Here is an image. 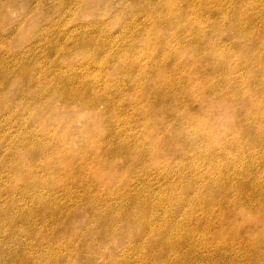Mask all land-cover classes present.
<instances>
[{
    "label": "bare ground",
    "instance_id": "obj_1",
    "mask_svg": "<svg viewBox=\"0 0 264 264\" xmlns=\"http://www.w3.org/2000/svg\"><path fill=\"white\" fill-rule=\"evenodd\" d=\"M39 1H41L40 3H43L44 5L47 4L46 0H39ZM71 1L72 0H63V2H65V5L69 4ZM122 1L124 2V0ZM127 1H128L127 6L130 4L132 5L130 8V11L132 12V16H135L138 13H142V14L144 13L146 16L153 17L155 16L154 13L158 14L161 11L164 12L166 16L165 20L167 22V25L165 26V28H168V26L175 27L174 30L175 32L173 36H171L172 38L170 39L162 38V36L158 35L157 32L154 33L152 37L151 36L148 37L149 36L148 35L146 37L143 36L142 38L141 37L138 38L136 34L133 32V35L131 36L122 37V39L120 38L121 46L127 43V45L133 48L137 45V43H139L144 47H142L141 50L139 51L143 53L142 55H137V54L134 55L126 51L125 53L126 55L122 53L120 56H118V62L122 63L124 61L125 62L124 64L126 63L128 64V65H124L125 66L123 67L124 71L126 72L131 71L130 73L132 74H138V75L140 74L142 78H144V80H140V83L134 84V87L139 89L141 94L134 93L130 95L129 102H134L136 104L134 106L136 113L143 112L144 115L146 114L145 116H147L146 118L149 121L150 125H157V122H159L155 119L156 117L154 116L156 110H158L156 109V106H164L161 107L160 111L158 110L159 111L158 115H160L161 117L160 119L161 125H163L161 128H163L164 131L160 128V126H158L159 127L158 132L147 136V134H149L150 132L149 131L146 132L148 126L145 125L142 128L143 133H140V135L130 134L129 136V133L123 132L122 134L124 137H121V135H119L120 137L118 138L117 134H112V133H109V136L111 135L110 136L111 140H117V145H115L114 148L117 149L118 152H120V154L126 159V162L128 160L131 161L133 164H135L134 167L135 171L134 169H132L133 166L131 167L129 165L131 167L130 168L131 172L134 171L133 173L137 174L138 171H141L145 176H148L152 172L153 173L157 172L159 177L161 178L164 177L165 179L164 181L167 180L164 188L165 190L167 189L170 192V197L166 198V200H168L167 202L169 203L168 206L171 208L172 212H178L179 215L183 217L182 218L183 221L180 223H176L175 221V223L172 224L171 226L167 225L166 222L164 223V226H162L161 224L158 228L160 232L157 230L159 233L156 234L158 235L160 234L162 236L160 239L159 238L160 235L159 236L157 235L159 240H156L157 242H155V240L151 237L152 232L154 231V225H153L154 220L152 222V219L154 218L153 216L151 217V214L149 213L154 203L153 202L154 197H151V192H150L152 188L149 190L145 184L144 189L135 191V188L133 187L127 188L129 183H126V187L125 186L122 187L121 191H119L118 189L114 190V187L111 186L113 184L110 185L112 179V173L116 174L113 169V166L111 167L112 169H110V165H107L104 161H98L96 159H93L95 160L94 163L96 165L94 163L86 164L85 160L80 161L78 165H76L72 158L75 155L73 153H69L70 151H65V150L63 151L62 149L56 150L54 151V156L56 159L51 158V160L46 159L47 161H44L42 157L44 156V152L46 151L45 147H49V144L46 142L47 139L42 136L39 137V139H36V136L29 138L28 137L29 134H27V136H24L22 137L21 140H19V144L21 145V147L18 149L19 151L18 170L20 171L19 177H21V179L32 177L33 171L39 167L42 168L43 170L42 172H44L47 169L49 170L51 169L52 171L56 172L57 170H59L58 167L51 166L53 163H55L54 160H57L59 162H62V159L65 160L66 164L65 166L63 165L62 168L63 176H65V178L69 183H73L75 184V186L81 188L82 192L80 194L77 193V197L80 198L81 201H84L85 205L86 206L88 205V208L90 206H94V202L97 200V198L92 195L91 192L92 190L99 189L100 187L108 189L107 190L108 192L106 193L110 197L109 198L105 197L102 199L104 200L103 203H105V205L108 206H103V208L99 209L98 211L93 209L95 211V212L93 211V213L90 212L92 207L91 209L89 208L90 211L88 210L89 214L90 213L93 214L91 215L92 220L95 223H98V226L96 227L94 226L95 229L93 227L94 230H91L93 234H95V236H99V238H101L104 241H106L107 238L116 237L118 243H121L127 239L131 240V238L134 237L139 239L147 235L150 238L148 239L147 237H145L148 240L144 241L142 244L138 243L139 244L138 246L139 247L142 246L141 248L142 250H144L143 254L145 252L152 253L155 260H157V258L160 260L158 261V263L155 264H171L168 260H166L168 259L169 256H167V258L163 257L165 251L168 253V255L169 252H172L176 256L177 260L180 259L179 261L180 263L179 262L176 263L185 264L184 261L187 258H189L188 256L197 257L201 255V253H197L199 252L198 249L199 247L205 250L206 255L208 256L211 251L216 250L215 248H217V250H219V253L222 254V256H224L225 253H227L226 251H229L230 249L235 250V247H232L234 245H237L236 246L238 250L237 255L240 257H238L239 259L233 257L232 258L233 264H241L242 261H244V264H264V211L260 214L259 212L257 214L258 210L256 211V214L259 215V218L256 219L257 220L256 223L249 224L247 222L246 224H244V218H245L244 211L241 210V208L239 207V206H244V204L246 205V203L249 201L252 202L251 200L252 195H250L252 192L253 193L256 192L259 195L258 202L260 204H264V196H263L264 185L263 183L258 182L255 179L256 176L255 177L251 176L249 179H242L241 176L237 177V175H240L241 168L232 169L233 171L232 173H235L233 174V176L235 177L232 178L231 180L235 181V179L237 178L239 179L238 182L237 181L234 183L229 182L228 180L230 178L228 179L225 175V172L227 173V171L231 170V169L230 170L226 169L231 164V162L236 161V164L240 163L242 159L247 156H249V160L252 159L251 155L245 156V153L243 152L242 147H244L247 144L246 143L247 140L243 139L244 135L250 131H253L256 133L255 137H257L258 142L259 139H261L262 136H264V45H263V53L257 50L260 46L261 41L263 40L259 35V32L261 33L260 29L263 27V25L262 27H259L257 24L254 23V18L258 16L261 13V11L253 7L251 10H247L245 5L246 2L245 0H240V1L236 0L233 3L234 13L231 16V18H228L229 20L227 22L230 27L231 26L234 27L235 32L239 36L247 37V44L249 46L248 47L249 51L245 52L244 54H240V60L243 66H245L244 68L245 74L248 75L251 80L256 81L257 82L256 84L262 88L259 89L258 91L255 90L249 92L247 90L249 89V85L247 81L250 80L244 81V79H242L244 81V82L242 81L243 83L242 85H237V86L235 85L236 82L233 74L237 66L231 65V56H229L230 53H228L227 51L224 52V50H222V52L221 50L219 51L217 49L215 41L211 36L202 33L201 35H199V32H201V28H199V26H195L192 23L190 25L188 24L187 27H185L184 25V29L186 28L187 31L191 33V37L187 40L182 38L183 36H181L180 30L178 28L180 27L179 25L181 24L183 15L186 14L185 11L188 8L189 11L190 9L191 10L198 9V11H202V9H199L200 7L197 6L191 7L188 4L180 5L179 0H156L155 4L151 7H148L147 5L140 3L141 0H127ZM175 2L178 6L176 8H172L171 5H174ZM2 4L1 7H3ZM89 4H86L84 7H82V5L81 7L79 6L78 7L80 8L81 11H85V8L91 10L92 12H95L97 10V15L101 17L108 12V9L100 10L102 7L99 9V7L94 3H89ZM263 9L261 10L263 11ZM65 13L66 14L69 13V9L67 10L66 8ZM101 17L100 19L97 18V20H101ZM206 17L209 19H213L208 15ZM241 22L242 24H240ZM239 24L241 26H239ZM89 25H91V23H89ZM216 25H218L220 29H225V27H223L221 24H216ZM80 26L81 27L86 26V23H84V19H81ZM181 26H183V24H181ZM143 28L149 31L152 28V26L145 25ZM47 29L48 28L42 30L39 33V36L45 39V46L47 44L46 43ZM253 29L255 30L253 31ZM252 31L256 33L251 34ZM193 32H195V34H193ZM173 40H175L176 42L175 44L171 45V41ZM92 41H95L94 42L95 53L102 56H96L93 54L88 55L86 53H83L85 55V58L87 59L86 63H94L95 65L105 66L108 68L111 62L109 59V55L105 53L108 48V45L99 44L94 39V35H90V34L85 35L79 39V43L84 47H89ZM110 42L111 40H109L107 44H110ZM152 43L154 46L158 44V47L156 49L149 48L148 46ZM47 46L51 47L50 45ZM203 47L207 49H202ZM201 49L206 52L202 55H199ZM53 50L59 52L67 51V49L63 48V46L58 47L56 46V44L54 45ZM155 50L161 51V53L157 54L154 57H151L152 52L153 51L155 52ZM250 55H252V58L255 56L254 61H251L252 58L250 57ZM150 58H152L151 61ZM201 58H203L204 63L203 61H200L202 60ZM202 63L204 64L203 66L207 68L201 67ZM3 70H7V68L3 67ZM215 72H220V74L214 75ZM20 73L22 74L23 77L29 76V78H31V75H28V69L25 66L22 70H20ZM201 73H203L202 76L200 75ZM97 75H98L97 77H101L102 75V70L100 69V67L97 70ZM206 76L208 78L206 79L202 78ZM218 76L220 78H218ZM146 77L147 80L145 81ZM81 78H79V76L76 75L75 77L73 76L70 79L64 80L63 90L61 94L63 98V103L65 104L64 106H69L72 103H79L81 105V108H90L91 106H96L99 100L105 98L106 90H103L102 93H97L93 88V85H95L96 82L91 83L86 81L84 78L83 79ZM72 79L74 80V82H76V84L72 83L71 81ZM245 79H247V77ZM8 80L9 77L7 75V72L0 71V90L4 88ZM30 86L31 85H29V87ZM102 89L104 88L102 87ZM15 93H19L23 95L29 94V96L39 99L40 97L37 96L45 93V91L39 94L36 92V90L22 87L19 84L18 86H16ZM260 93H262L261 94L262 96L257 97L256 95H259ZM212 95H216V96L219 95V97H221V99L225 101L226 104L229 103V105L230 104L231 105L230 106L229 105L220 106L217 104L215 105L212 100ZM42 101L44 100L42 99ZM145 101H150L152 106H146L147 108L143 107L145 105ZM196 102L199 104L197 112L193 109L194 103ZM232 105L235 106L232 107ZM246 106H248L249 109L253 110V112L245 115L246 113L243 110V108H245ZM260 106H262L261 111H260ZM61 108L62 107H60V109ZM229 108H231L234 111V113L232 112L233 114L227 113L228 111L226 110ZM51 112H53V110H51ZM167 113L173 115L174 120L178 122V126H179L177 130L174 129L173 134L170 136V139L172 141H166L165 139H163L165 137V131L167 130V127L169 128L167 124L162 123L163 118L166 116ZM240 114L242 116V119L237 120L236 115H240ZM35 116L38 118L36 121H39V119H41L42 123L40 121V125L46 124L44 121V116L42 115L41 116L35 115ZM241 116L239 118H241ZM96 118L97 117H95V119ZM249 118H251L252 120L248 121ZM123 119L124 118H122V120ZM60 123L61 122H57V124ZM220 123L224 125V128L222 130L217 129ZM125 124H128V122H126ZM69 127H64L65 129L63 130V133L65 135L68 134L67 129H69ZM159 130L161 131L159 132ZM63 133H61V135H58L57 139H60V136L62 137V139H64V137L62 136L64 135ZM243 144L244 146H242ZM233 150L236 151L235 155L231 153L233 152ZM93 152L95 153V150ZM55 153L57 154V156ZM58 154L60 156L62 154H67L68 159L63 158L62 156L60 158H57ZM86 154H88L87 151L85 155ZM173 157H175V159H173ZM222 158L225 159V163L218 162ZM35 160L37 161L36 164H38V166H33ZM254 161L255 160H253L252 162ZM172 162H174V164H172ZM56 164L60 165L59 163ZM94 165L95 167H93ZM247 167L252 171L253 167H251V165L250 166L247 165ZM126 170L128 171V169ZM33 175H35V172ZM82 175L86 176V178L89 179L88 182L83 181L85 179H82L81 177ZM173 175L176 176L174 180L172 179ZM202 180L205 181L202 182ZM213 189L214 191L219 189L217 192L218 194L207 196V193ZM118 194H124V197L121 198L116 203V205H120V208L118 207L116 208V206L114 208H110L115 203L114 201L117 198ZM158 201L161 203L160 199H158ZM248 204L249 203H247V205ZM228 205L232 209L238 207V210L236 211V214L234 213L233 217L229 216L226 213V207ZM197 210L202 211L203 214L205 213L203 216L205 217L204 219L201 220L200 219L201 217L198 218V216L195 214ZM153 211H155V208ZM151 213H155V212H151ZM50 214L52 215V213ZM155 216L157 217L158 215ZM114 218L123 220L120 226L115 227L111 225ZM218 218L219 221L217 223V229L213 230V226L215 225L214 223H216ZM192 221L194 223L193 226L186 227V224L188 222L192 223ZM62 222L64 224L63 226L65 227L64 230L62 231H67L68 228H71V226L75 224L76 222L75 215L71 219L68 218L67 214L63 215ZM65 222H67V226H65ZM200 226L201 229L204 230L203 237L200 239L194 237L192 239L193 234L199 232ZM55 227L58 226L55 225ZM17 229L18 228L9 226L7 230H9L11 233L7 234L5 238H2V240H0V248L7 249V253L0 257V264H42L41 263L42 258L40 259L39 256L49 259L50 262L48 264H67V260L64 261V259L62 258L63 254L60 251L63 246L59 244L57 245V243H54L55 241H52V235L55 233L53 229L48 230V235H46L45 228H43L41 231H38L39 233H43V232L45 233H43L40 236L34 237V239L27 240L29 243L28 247H25L24 244L22 243L21 236L17 237V234H15L21 232L18 231ZM0 234H2V231H0ZM12 240H14V244L12 250H10L8 248ZM44 240L50 243V248H51L50 250H45L49 248L48 243L40 242ZM217 243H222L223 245L219 244L218 246H216ZM157 244L159 248L161 247L159 253H155L156 252L155 246ZM129 245L130 244H128V246ZM94 246L95 244L93 242L92 247ZM118 246H120V244ZM75 248L78 249L77 247ZM95 249L98 250L99 253L104 251L107 252L108 254L107 256H111L113 254L112 252L114 251L115 246L113 247L112 245V247L111 246L104 247V246H99L97 244ZM191 249L193 252L191 251ZM69 251L71 252L70 248ZM146 255L147 254H145V256ZM147 256H149V254ZM124 257L125 256H123V258ZM147 260L148 258L147 259L144 258L142 264H154L147 262ZM216 262L217 261L215 260L213 261V259L210 260V264L219 263ZM191 264H200V263H198V261L196 260H191Z\"/></svg>",
    "mask_w": 264,
    "mask_h": 264
},
{
    "label": "rangeland",
    "instance_id": "obj_2",
    "mask_svg": "<svg viewBox=\"0 0 264 264\" xmlns=\"http://www.w3.org/2000/svg\"><path fill=\"white\" fill-rule=\"evenodd\" d=\"M46 1L47 4L44 5L43 3H40L41 1L39 0H0V71L7 72V75L9 77V80L4 86V88L0 90V231H2V234H0L1 236L0 240H2V238H5L7 234L11 233L7 229L9 226H12L18 228L17 229L18 231H21L15 234H17V237L21 236L22 243L24 244L25 247H28L29 243L27 240L34 239V237L40 236L45 232L46 235H48V230L53 229L55 233L52 235V241H55L54 243H57V245L59 244L63 246L60 251L63 254L62 258L64 259V261L67 260V264H87V263L97 264V262L98 264H120L123 262H124L123 264H132V263L142 264L144 258L145 259L148 258L147 262L149 263H154V264L158 263V261H160L158 258L157 260H155L153 254L149 252H145L143 254L144 250H142L141 248L142 246L140 247L138 246L139 244H142L144 241L150 238L147 235L145 237H147L148 239L145 237H141L139 239L134 237L135 239L131 238V240L127 239L121 243H118L116 237L107 238L106 241H104L101 238H99V236H95V234H93L91 230H94L95 227L98 226V223H95L92 220L91 215H93L92 213L94 210L98 211L99 209H102L103 206H108L105 205V203H103L104 200H102L105 197L108 198L110 197L106 193L108 192L107 188L100 187L99 189H94L91 191L92 195L95 196L97 200L95 201L96 203L94 202V206L89 207L90 209L92 207L90 211L88 205L86 206L84 201H81L80 198L77 197V193L80 194L82 192L81 188L75 186V184L73 183H69L65 178V176H63L62 168L63 165L65 166L66 164L65 160L62 159V162L54 160L55 163H53L51 166L58 167L59 170L56 171L57 173L52 171L51 169H50L51 171L47 169L44 172H42L43 171L42 168L39 167L40 169L37 168L36 170L33 171L32 177L21 179V177H19L20 171L18 170L19 169L18 149L21 147V145L19 144V140H21L22 137L27 136V134H29L28 135L29 138L36 136V139H39V137L42 136L47 139L45 140L49 144V147H45L46 151L44 152V156L42 157L44 161H47L46 159L51 160V158L56 159L54 156V151L62 149L63 151L64 150L70 151L69 153H73L75 155L72 158L76 165H78V163L83 160H85L86 164H92L95 162V160L93 159H96L98 161H104L107 165H110V169H112L111 167L113 166V169L116 174L112 173V179L110 185L113 184L111 186L114 187V190L118 189L119 191H121L122 187L124 186L126 187V183H129L127 188L133 187L135 188V191H137L140 189H144V185L146 184L149 190L151 188L153 189V190L151 189L150 192H151V197H154L153 206L149 211L151 217L153 216L154 218L152 219V222L154 220L153 223L154 231L152 232L151 237L155 240V242H157L156 240H159V238L161 239L162 235L159 234L160 235L159 236L158 234H156L160 232L158 228L161 224L162 226H164V223L166 222L167 225L171 226L172 224L175 223V221L176 223H180L183 221L182 219L183 217L179 215L178 212H172L171 208L168 206L169 203L167 202L168 200H166V198L170 197V192L167 189L166 191L164 188L167 180L164 181L165 180L164 177L162 178L159 177L157 172L156 173L152 172L148 176H145L141 171H138L137 174H134L133 172L135 171L134 169L135 164H133L131 161L128 160L126 162V159L120 154V152L117 151V149L114 148L115 145H117V140H111L110 139L111 135L109 136V133L117 134L118 138L120 137L119 135H121V137H124L122 134L123 132L129 133V136L130 134L140 135V133H143L142 128L145 125H147L148 128L150 127L149 129L147 128L146 130V132L147 131L150 132L149 134H147L148 136L158 132L159 129L158 126H160V128L163 126L161 125V120H160L161 117L158 114L161 107L164 106H156V109L159 110V111L156 110V113L154 115L156 117L155 119L159 121L157 122V125H150L149 121L146 118L147 116H145L146 114L144 115L142 111L141 112L143 114L138 112L136 113V110L134 109V106L136 104L134 102H129L130 95L134 93L141 94L139 89L134 87V84L140 83V80H144V78H142L140 74L139 75L132 74L130 73L131 71H127V72L124 71L123 70V67H125L124 65H128V64L127 63L124 64L125 63L124 61L122 63L118 62V56H120L122 53L126 55L125 54L126 51L134 55L143 54L142 52L139 51L144 46H142L139 43H137V45L133 48L127 45V43L121 46L120 42L122 37L131 36L133 35V32L136 34L138 38L139 37L142 38L143 36L146 37L148 35H149L148 37L150 36L152 37L153 34L157 32L158 35L162 36V38L170 39L172 38L171 36H173L175 32L174 31L175 27L168 26V28H165V26L167 25V22L165 20L166 16L164 12L161 11L158 14L154 13L155 16L153 17L146 16L144 13L143 14L138 13L137 15L132 16V12L130 11L132 5L129 3L130 5L127 6L128 4L127 0L126 1L124 0V2L122 0L119 1L118 0H86V1L72 0L67 5H65V2H63V0L62 1L46 0ZM235 1L236 0H179L180 5L188 4L191 7L197 6L200 7L199 9H202V11H198V9L197 10L190 9L189 11L188 8L185 11L186 14L183 15V19H182L183 22L181 21V24H183V26H181L180 24L179 25L180 27L178 29L180 30L181 36H183L182 38L187 40L191 37V33H189L186 28L184 29V25L185 27H187L188 24L190 25L192 23L195 26H199V28H201V32H199V35H201L202 33L211 36L215 41L217 49L219 51L221 50L222 52V50H224V52L227 51L228 53H230L229 56H231V65L237 66L233 74L236 82L235 85L236 86L242 85L243 84L242 79H244V81L250 80L247 81L250 90L247 88L246 89L249 92L255 90L258 91L259 89L262 88L256 84L257 83L256 81L251 80L249 76L245 74V69H244L245 66H243L240 60V54H244L245 52L249 51L248 50L249 46L247 44V37L239 36L235 32L234 27L232 26L230 27L229 24L227 23L229 20L228 18H231V16L234 13L233 3ZM245 1H246L245 5L247 10H251L253 7V8H257L259 11H261V13H263V14L260 13L258 16L254 18L255 24H257L259 27H262L263 25V27L260 29L261 33L259 32V35L263 40L261 41L260 46L257 49L259 52L263 53L264 0H250V1L245 0ZM155 2L156 0L140 1V3L147 5L148 7L153 6ZM89 3L96 4L99 7V9L102 7L100 10L108 9V12L101 17L97 15V10L95 12H92L87 8H85V11L80 10L79 7H81V5L82 7H84L86 4ZM1 4L3 7H1ZM177 6L178 5L176 4V2L174 5H171L172 8H176ZM66 8L67 10L69 9V13L67 14L65 13ZM261 9H263V11ZM207 15L213 19L207 18L206 17ZM100 17L101 20H97V18L100 19ZM81 19H84V23H86V26L84 27L80 26ZM89 23H91V25H89ZM216 24H221L223 27H225V29H220ZM240 24H242V22ZM240 24L239 26H241ZM145 25H150L152 26V28L148 31L143 28ZM46 28L48 29L46 32L47 44L45 46V39L41 38L39 36V33ZM254 30L255 29H253V31ZM253 31L251 32V34L256 33ZM88 34L94 35V39L99 44L108 45V48L105 52L109 55V59L111 61L108 68L105 66L95 65L94 63H86L87 59L85 58V55L83 53H86L88 55L93 54L96 56H102V55H98L94 51L95 41H92L89 47H84L79 43V39ZM193 34H195V32H193ZM107 40L108 41L111 40L110 44H107L108 42ZM175 42H176L175 40L171 41V45L175 44ZM55 44L58 47L63 46V48L67 49V51L59 52L53 50ZM47 45H50L51 47ZM148 47L152 49H156L158 47V44L154 46L152 43ZM202 49H207V48L203 47ZM202 49L199 52V55H202L206 52L203 51ZM160 53L161 51L155 50V52L154 51L152 52L151 57H154ZM250 57L252 58V55H250ZM254 57L251 59V61H254ZM201 59L202 60L200 61H203V58ZM151 60L152 58H150V61ZM203 63L201 64V67L207 68L203 66L204 65ZM24 66L28 69V75H31V78H29V76L23 77L22 74L20 73V70H22ZM3 67H6L7 70H3ZM99 67L102 70L101 77H97L98 76L97 70L99 69ZM216 74H220V72H215L214 75ZM38 75L41 76L39 77ZM72 75L74 77L78 75L79 78H81L82 76L81 79L84 78L86 81L91 83L96 82L95 85H93L94 90L97 93H102L103 90H106L105 98L99 100L96 106H91L90 108H81V105L79 103H72L69 106H64L65 104L63 103V98L61 96L64 80L72 78L73 77ZM200 75L202 76L203 73H201ZM246 77L247 79H245ZM202 78L206 79L208 77L206 76ZM218 78L220 77L218 76ZM146 80L147 77L145 81ZM71 81L73 84H76V82H74L73 79ZM19 84L22 87L36 90V92L39 94L43 93L44 91L45 93L38 95L37 97H40L39 99L31 97L29 96V94L23 95V94L15 93L16 86H18ZM29 85H31L32 87L30 86L31 87L30 88ZM37 86L39 87V89ZM102 87L104 89H102ZM261 94L262 93H260L259 95L256 94L255 95L257 97H261L262 96ZM14 96L17 97L15 98ZM41 98L44 101H42ZM212 100L215 105L216 104L220 106L229 105V103L226 104L225 101H223L221 97H219V95L218 96L212 95ZM198 105L199 104L197 102L194 103L193 109L196 112L198 109ZM146 106H152L151 102L145 101V105L143 107L147 108ZM234 106L235 105H232V107ZM60 107L62 108L60 109ZM51 110H53V112H51ZM243 110L246 113L245 115L253 112V110L249 109L248 106L243 108ZM261 110H262V106H260V111ZM226 111H228L227 112L228 114L234 113V111L231 108L227 109ZM35 115L44 116V121L46 124L40 125L41 119H39V121H36L38 118ZM240 116L241 114L236 115V119L241 120L242 116L241 118H239ZM95 117L97 118L95 119ZM122 118L124 119L122 120ZM53 119L56 121H54ZM251 120L252 119L249 118L248 121ZM57 122H61V123L57 124ZM109 122L111 123L113 122V123L111 124ZM126 122H128V124H125ZM162 123L167 124L169 126V128L167 127V130L165 131V137L163 139H165L166 141H172L170 139V136L173 134L174 129L177 130V128L179 127L178 122L174 120L173 115L167 113L166 116L163 118ZM221 125L223 124L220 123L217 129L222 130L224 128V125L223 126ZM64 127H69V129H67V133H68L67 135L63 133V130L65 129ZM161 129L163 130V128ZM160 131L161 130H159V132ZM61 133L64 134L62 135L64 139H62L61 136L60 139H57L58 135H61ZM255 135L256 133L253 131H250L244 135L243 139L247 140L246 142L247 144L245 146L244 144L242 145L244 146L242 147L243 152L245 153V156L251 155L252 159L249 160V156H247L244 157L240 163L236 164V161L231 162V164L226 168L227 170L230 169L231 170L227 171V173L225 172L226 177L228 179L230 178L228 180L229 182L231 183H234L236 181L238 182L239 179L237 178L235 179V181L231 180L232 178L235 177L233 176V174L235 173H232L233 172L232 169L241 168L240 175H237V177L241 176L242 179H249L251 176L254 177L256 176L255 179L258 182L263 183L264 185V144H263L264 136H262V138L259 139L258 142V139L257 137H255ZM84 146L87 147L88 149L85 148ZM94 150L95 153L93 152ZM86 151L88 152V154L85 155ZM231 153L235 155L236 151L233 150V152ZM59 154L57 158H60L62 156L63 158L68 159L67 154H62L61 156ZM173 159H175V157H173ZM253 160L255 161L252 162ZM218 162L225 163V159L222 158ZM36 163L37 161L35 160L33 166H38V164ZM56 163H59L61 166ZM172 164H174V162H172ZM95 165L93 167H95ZM129 165L131 167L133 166L132 167V169H134L133 172H131L130 169L131 167ZM247 165L248 166L251 165V167H253L254 169V170L252 169L253 172L247 167ZM126 169H128V171ZM34 172L35 175H33ZM81 177L82 179H85L83 181L88 182L89 179L86 178V176L82 175ZM175 178L176 176L173 175L172 179L174 180ZM204 181L205 180H202V182ZM218 190L219 189H217L216 191H214V189L211 190L210 192L207 193V196H211L213 194L217 195ZM250 195L254 197V198L251 197L252 202L250 201L247 202L249 203L248 205L247 203L246 205L244 204L245 207L239 206L241 210L244 211V215H245L244 224H246L247 222L249 224L256 223L257 222L256 219L259 218V215H257L258 212L260 214L264 211V204H260L258 202L259 195L256 192L255 193L252 192ZM123 197L124 194H118L115 201L113 200L115 203L110 208H114L115 206L116 208L117 207L120 208V205H116V203ZM158 199H160L161 203L158 201ZM153 207L155 208V211H153L154 210ZM88 210L92 213L89 214ZM237 210L238 207L235 209H232L229 205L226 207V213L232 217L234 216V213L236 214ZM151 212H155V213H151ZM50 213H52V215ZM65 214H67L68 218L70 219L75 215L76 222L74 225L71 226V228H68L67 231H62L65 228L62 222V216ZM195 214L198 216V218L201 217L200 218L201 220L205 218L203 217L205 213L203 214V212L200 210H197ZM155 215L158 216L156 217ZM178 215L181 217H179ZM218 221L219 218L216 221V223H214L215 225L213 226V230L217 229ZM121 222H123L122 219L114 218L111 225L117 227L120 226ZM193 224H194L193 221L192 223L188 222L186 224V227H192ZM55 225L58 227H55ZM65 226H67V222H65ZM43 228H45V232L39 233L38 231H41ZM203 234H204V230H202L200 226L199 232L193 234L192 239L194 237L200 239L203 237ZM157 235L159 236V238ZM100 239L102 242L100 241ZM84 241L87 243H85ZM40 242H46L49 244V248L45 250L51 249L50 243L47 242L46 240ZM93 242L95 244L94 247H92ZM13 244H14V240L10 242L8 249L12 250ZM97 244L99 246H104V247L106 246L112 247V245L113 247L115 246V249L112 252L113 254L111 256H107L108 255L107 252L103 251L101 252L103 254L99 253L98 250L95 249ZM119 244L120 246H118ZM128 244L130 245L128 246ZM219 244L223 245L222 243H217L216 246H218ZM236 246L237 245L232 246L235 247V250L230 249L229 251H226L227 253H225L224 256H222V254L219 253V250H217V248H215L216 250L211 251L208 256L206 255L205 250L199 247L198 248L199 252L197 253H201V255L197 257L188 256L189 258H187L184 261V263L191 264V260H196L200 264H210V260L213 259V261L214 260L217 261L216 263L219 262L218 264H233L232 258L236 257L237 259H239L238 257H240L237 255L238 250ZM75 247H77L78 249H76ZM69 248L71 252L69 251ZM155 248H156L155 253H159L161 247L159 248L157 244ZM6 253H7V249L0 248V257L2 255H5ZM145 254L147 255L149 254V256L147 255L145 256ZM116 255L118 258L116 257ZM123 256L125 257L123 258ZM167 256L169 257L166 260H168L171 264H178L176 262L180 261V259L177 260L176 256L172 252H169L168 255V253L165 251L163 257L167 258ZM39 258L40 259L42 258L41 259L42 264H48L50 262L49 259H46L42 256H39ZM241 264H244V261H242Z\"/></svg>",
    "mask_w": 264,
    "mask_h": 264
}]
</instances>
